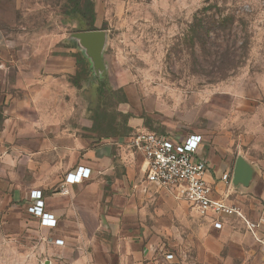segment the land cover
Instances as JSON below:
<instances>
[{"label":"rangeland","instance_id":"374dc122","mask_svg":"<svg viewBox=\"0 0 264 264\" xmlns=\"http://www.w3.org/2000/svg\"><path fill=\"white\" fill-rule=\"evenodd\" d=\"M46 2L58 5L59 29L74 34L76 48L84 32L96 30L88 24L89 13L83 17L73 2ZM100 3L101 29L107 35L96 44L99 59L83 55L86 72L80 74L78 65L70 77L76 111L88 109L92 128L99 134L128 133L130 117L140 116L146 131L201 133L204 156L231 176L239 157L252 161L256 173L264 172V0H127L108 8ZM24 14L32 22L22 20ZM0 18L8 21L0 22L8 31L48 26L41 8L25 13L15 0H0ZM2 84L0 62V264H45L25 255L23 211L15 193L20 155L32 152L20 153L14 145L18 136L4 134ZM262 181L253 178L251 184ZM251 186L239 185L244 191L230 198L257 220L264 201L251 193ZM186 222L203 228L202 262L197 264L264 263L263 245L242 220L226 218L223 230L207 231L208 220L187 206ZM187 233L193 240L194 231ZM189 243L184 257L194 264Z\"/></svg>","mask_w":264,"mask_h":264},{"label":"crops","instance_id":"0c3cea01","mask_svg":"<svg viewBox=\"0 0 264 264\" xmlns=\"http://www.w3.org/2000/svg\"><path fill=\"white\" fill-rule=\"evenodd\" d=\"M93 1L96 30L84 32L78 48L74 46V34L59 29L58 5L46 0H15V5L25 13L41 8L42 21L48 26L32 30L22 26L24 29L8 31L0 25L4 134L18 136L14 145L20 153L32 152L20 155L15 193L23 211L20 225H24L25 255L45 264H187L185 248L192 242L194 264L201 263L203 228L186 222L187 206L201 215L175 190L146 180L145 155L131 144V136L145 130L143 118L130 117L125 135L99 134L92 128L88 109L76 111V87L70 81L78 70L75 53L82 51L87 59L95 55L98 60L95 51L100 48L96 44L107 35L101 29V0ZM103 1L108 8L116 2L123 6L127 0ZM21 19L32 22L28 14ZM0 22L8 21L0 18ZM81 115L82 121L76 125ZM203 138L199 156L209 163L205 179L214 189V196L236 203L230 195L252 185L251 193L261 195L264 201V182L251 184L253 178H264V172L256 173L252 161L239 157L231 176L204 156ZM240 158L252 169L248 184L234 181ZM261 162L264 166L263 159ZM79 166L89 168L90 176L79 183L66 182V175ZM218 169L228 174L227 181L214 176ZM32 190L42 191L44 210L57 219L55 226L42 225L41 218L29 210L34 202ZM201 217L210 223L205 229L215 232L226 227V218L236 216ZM215 220L222 222L221 228L214 226ZM188 230L194 231L191 241ZM257 236L264 237V225ZM58 239L63 242L58 243ZM168 253L173 257L167 258Z\"/></svg>","mask_w":264,"mask_h":264},{"label":"built area","instance_id":"2783aa9c","mask_svg":"<svg viewBox=\"0 0 264 264\" xmlns=\"http://www.w3.org/2000/svg\"><path fill=\"white\" fill-rule=\"evenodd\" d=\"M203 139V135L197 132L177 138L170 134L143 130L131 136V144L145 155L148 182L160 188L175 190L201 216L212 214L214 217L240 218L264 247V237L257 236V230L264 225V207L258 220L253 221L238 204L214 196V189L205 179L209 163L199 156ZM90 173L89 168L79 166L66 175V182L79 183L88 178ZM214 176L226 181L229 179L228 174L220 169L215 171ZM30 196L34 202L29 210L41 218L42 225L55 226L57 219L44 210L42 191L32 190ZM214 226L221 228L222 222L215 220ZM57 242L62 243L63 240L58 239ZM166 257L172 258L173 254L168 253Z\"/></svg>","mask_w":264,"mask_h":264},{"label":"trees","instance_id":"16d2710c","mask_svg":"<svg viewBox=\"0 0 264 264\" xmlns=\"http://www.w3.org/2000/svg\"><path fill=\"white\" fill-rule=\"evenodd\" d=\"M70 2H73L76 7H78V11L80 14H82L83 17H86L87 14L89 13V19H88V24L93 25L95 21V4L93 0H68ZM81 5H83L81 7ZM75 56L77 57L78 65L80 66V74L86 72V65H87V60L84 58L83 55L80 53H75ZM126 134V133H122Z\"/></svg>","mask_w":264,"mask_h":264},{"label":"water","instance_id":"95a60500","mask_svg":"<svg viewBox=\"0 0 264 264\" xmlns=\"http://www.w3.org/2000/svg\"><path fill=\"white\" fill-rule=\"evenodd\" d=\"M252 177V169L251 167L247 164V162L240 158L237 163L236 167V177L234 181L236 183L241 182L244 184H248L251 180Z\"/></svg>","mask_w":264,"mask_h":264}]
</instances>
